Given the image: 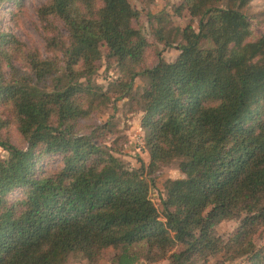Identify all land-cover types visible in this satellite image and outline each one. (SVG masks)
I'll return each mask as SVG.
<instances>
[{
  "label": "trees",
  "instance_id": "trees-1",
  "mask_svg": "<svg viewBox=\"0 0 264 264\" xmlns=\"http://www.w3.org/2000/svg\"><path fill=\"white\" fill-rule=\"evenodd\" d=\"M183 1L177 11L197 18L198 30L188 25L176 61L159 51L153 67L128 0H49L38 9L46 57L3 31L0 16V108L10 113L0 119L9 154L0 159V264H64L71 254L100 264L110 249L134 264L138 244L149 263L264 264V244L254 242L264 229V35L250 38L253 0ZM5 4L23 12L21 0ZM152 19L157 41L171 47ZM103 48L120 74L107 89L92 80ZM138 78L148 82L139 100L147 174L105 145L110 122L91 123L132 98ZM12 123L26 148L2 136ZM55 157L57 168H46ZM173 162L184 178L165 183L160 212L150 177ZM227 220L239 226L222 241L215 231Z\"/></svg>",
  "mask_w": 264,
  "mask_h": 264
},
{
  "label": "rangeland",
  "instance_id": "rangeland-1",
  "mask_svg": "<svg viewBox=\"0 0 264 264\" xmlns=\"http://www.w3.org/2000/svg\"><path fill=\"white\" fill-rule=\"evenodd\" d=\"M23 12H19L14 4H5L0 7L1 28L7 33L16 36L29 49H38L43 56H49L46 50L44 34L41 28V22L38 17V9L49 0H21ZM133 8L139 12V18L135 21V27L141 31L148 43L149 49L146 53L145 65L149 67L156 66L158 63L157 53L160 51L162 59L166 63H173L180 55L178 46L183 42L181 32L188 26L198 30L197 18H193L190 13L184 9L182 14L177 11L183 0H128ZM15 12V13H14ZM14 13V14H13ZM247 15L251 23V39L264 35V0H253L248 8ZM155 16L164 27L165 35L171 47L160 44L154 35L153 20ZM209 47L208 43L204 44ZM103 59L100 62V68L92 80L95 84L107 89L109 84L115 81L119 76V70L116 64H111L107 57L108 49L103 48ZM148 82L144 78H138L135 82L132 98L124 99L114 105L106 106L96 116L92 124H104L110 122L113 133L108 134L106 146L114 149V155L120 158L131 169L145 168L148 173L150 155L145 144V131L142 128V118L144 113L140 108V95L147 86ZM8 108H0V119H9ZM2 136L11 139L13 144L19 148H26V143L19 135L15 125L6 124L2 130ZM8 153L0 148V159L8 157ZM61 163L60 157L50 158L46 162V168L56 169ZM152 185L150 197L159 209L163 211L162 198L165 196L164 185L168 180H178L184 178L178 168V163L173 162L162 167L151 177ZM18 194V193H17ZM14 194V196H17ZM239 226L236 220L223 221L216 228V236L222 241H227L235 233ZM254 242L257 246L264 244V229L255 237ZM121 251L113 249L107 250L103 254L100 264H119L117 258ZM147 248L144 244L134 245L130 249V257L134 258V264H170L168 260H162L158 263H149L146 259ZM219 261V262H218ZM64 264H89L81 254H71ZM204 264V263H199ZM208 264H248L246 257L224 261L222 256L212 259Z\"/></svg>",
  "mask_w": 264,
  "mask_h": 264
}]
</instances>
